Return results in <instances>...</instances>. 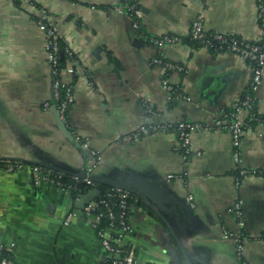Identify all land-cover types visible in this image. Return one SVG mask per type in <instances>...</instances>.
<instances>
[{
	"label": "crops",
	"instance_id": "1",
	"mask_svg": "<svg viewBox=\"0 0 264 264\" xmlns=\"http://www.w3.org/2000/svg\"><path fill=\"white\" fill-rule=\"evenodd\" d=\"M14 1L0 0V161L24 166L12 173L0 166V244L13 264H106L78 200L48 184L35 187L29 174L35 164L69 173L91 166V174L111 186L99 185L129 189L136 202L123 240L138 264H185L183 253L189 264H264V177L246 176L235 185L233 175L235 151L239 169L264 172V128L245 129L236 147L228 132L200 129L191 135L186 166L175 133L131 138L147 107L151 123L181 119L210 128L245 93L253 65L238 55L183 42L159 52L150 39L164 34L181 39L201 16L207 33L257 42L255 2L141 0L135 31L126 12L117 10V0ZM40 9L75 55L68 127L52 101L44 36L35 24ZM96 47H101L98 58ZM157 53L184 68L167 78L188 101L168 99L161 83L165 72L149 65ZM250 92L255 111L264 115V89ZM75 137L97 153L96 163ZM170 174L175 178L167 181ZM237 202L242 226L232 212ZM222 231L242 235L239 256Z\"/></svg>",
	"mask_w": 264,
	"mask_h": 264
},
{
	"label": "built area",
	"instance_id": "2",
	"mask_svg": "<svg viewBox=\"0 0 264 264\" xmlns=\"http://www.w3.org/2000/svg\"><path fill=\"white\" fill-rule=\"evenodd\" d=\"M119 1V0H117ZM255 2L257 17L259 21V41H249L237 37L235 35L223 34V33H207L204 31L201 25V16L194 18L190 24L188 34L192 40L200 41L205 50H211L214 53L225 52L238 55L244 61L253 65V75L249 85L250 89L261 87L264 89V0H253ZM117 10L124 11L120 7H116ZM129 9L134 10L133 6ZM127 14V12H126ZM46 12L43 9L38 11L35 24L39 31L44 36L43 51L45 60L50 68V75L52 78V91L53 100L57 104V113L60 121L68 127L66 123V111L73 96V86L71 79L75 75V55L64 43V47L61 48V42H63L58 34V30L55 24L47 20ZM128 15V14H127ZM136 21H132L133 30H138L139 23L142 18V11L140 9L134 10ZM129 16V15H128ZM210 36L211 38H207ZM150 42L156 47L157 51H161L166 45L181 43L179 37L164 34L155 38H151ZM63 54V58L66 56L68 61L66 67L59 71L58 62L60 61V54ZM149 65L161 69L165 73H184V68L179 65L161 58L159 53L153 55L150 58ZM66 77L68 80H66ZM163 89L167 92L169 100H186L179 88L169 83L167 77L161 79ZM254 105V101L250 96H245L243 99L241 96L237 97L232 105L230 113H221V117L215 122L214 126L208 128L203 125L194 122H188L185 120L177 119L167 123H151L152 111L149 107L146 109L145 117L142 122L134 129L131 134V138L134 141H138L143 136L158 132V131H171L176 134L177 146L176 150L179 152L183 165L189 162L192 149H191V135L200 129L209 130L217 129L223 130L230 134L233 146L236 147L240 140L241 135L245 131L243 113L249 112ZM258 127L264 128V123L259 124ZM75 140L81 144V147L87 151L88 155L92 158L93 162L99 160L97 153L90 149L87 143L81 141L79 137H75ZM233 162L237 173L235 176V185H238L239 181L252 175H260L264 177V172H257L250 169H239L237 164L239 163V154L235 151L233 153ZM24 168L21 163L13 162L6 163L4 171L8 173L17 172ZM91 166L85 167L87 175L91 174ZM29 174L32 177V181L35 187H39L43 184L51 185L52 187L66 190L62 187L60 182V173H54L46 171L38 166H31ZM175 178V175H167V181H171ZM75 181H82L85 185L91 188L95 187V184L88 179L80 180L73 178ZM67 191V190H66ZM115 200L108 198L94 200L88 203L82 210L85 217L90 220V226L94 230L97 238L99 239L100 246L106 256V264H138L134 258V254L131 249L125 246L123 237L127 235L131 226L129 224L131 207L127 204V199H131V194L120 189L115 190ZM192 198L188 196L186 202L191 204ZM232 212L238 219V225H243L242 211L240 202L234 204ZM106 220V225L100 226L101 220ZM67 223L65 222V225ZM221 237L223 239H230L235 244L236 253L239 256L242 251L243 237L240 234L231 233L228 231H222ZM264 240V234L260 237ZM3 246L0 244V264H13L9 256H3Z\"/></svg>",
	"mask_w": 264,
	"mask_h": 264
},
{
	"label": "trees",
	"instance_id": "3",
	"mask_svg": "<svg viewBox=\"0 0 264 264\" xmlns=\"http://www.w3.org/2000/svg\"><path fill=\"white\" fill-rule=\"evenodd\" d=\"M15 4L17 5L18 2L17 0L14 1ZM141 0H119L117 1V4L115 5L116 7H120L123 10H125L127 12V14L129 15V17L131 18L132 21H136L135 15H134V10L135 9H140L141 10V5H140ZM133 6L134 10L129 9V7ZM207 38H211L210 36H208ZM181 42H183L184 44H187L188 46H190L193 49H199L202 48L203 44L200 41H196V40H192L190 38L189 35L185 36V37H181ZM61 48L64 47V43L61 42ZM211 53H213V51L209 50ZM67 57L65 56L63 58V60H60L58 62V69L59 71L63 70L66 67L67 64ZM169 75V73H165L163 77H167ZM251 96V92H250V88L246 89L245 93L243 95H241V98L243 99V97L245 96ZM171 103H175L176 100H171ZM231 108L225 109L224 112L225 113H230ZM264 123V115H260L255 111V106L253 105V108L246 113V116L244 118V124H245V129H255L256 127H258L259 124H263ZM13 163L11 161H0V166L1 167H5L6 163ZM237 172H233V175H235ZM62 187L65 188L71 198L72 202H75L79 199V197L83 194H85L89 189H91L90 186L85 185L82 181H75L72 177L67 176V175H61V180H60ZM131 194V193H130ZM132 195V194H131ZM108 198L110 200H115L116 196L114 195H109V194H102L98 199H105ZM135 198L132 195L131 199H127V204L129 207L134 206L135 204ZM106 225V220L102 219L100 226H104ZM3 256H6L5 252L2 253Z\"/></svg>",
	"mask_w": 264,
	"mask_h": 264
},
{
	"label": "water",
	"instance_id": "4",
	"mask_svg": "<svg viewBox=\"0 0 264 264\" xmlns=\"http://www.w3.org/2000/svg\"><path fill=\"white\" fill-rule=\"evenodd\" d=\"M133 45L135 47H139L140 46V44H139V42L137 40H133ZM100 52H101V47H96L93 50V55L97 57V54H99ZM60 60H63V54L62 53L60 54ZM52 101H53V99H52ZM35 165L36 166H42L43 168H48V169H50L52 171L61 173L63 175L70 176L72 178H78L80 180L88 179L92 183L97 184V185H95V187L89 189L85 194L81 195L79 197L78 201L76 202L77 209L81 210V211L83 210V208L88 203L96 200L102 194L114 195V194H116L115 190H117V189H120V190L126 191V192H131L129 189L122 188V187H117L115 185H112L111 189H107L106 187H104L102 185H99L100 183L108 185L105 181H103V179L97 178L93 174L87 175L85 170H82L79 173H69L67 171H62L60 169H57V168H55L53 166H46V165H39V164H35ZM108 186H111V185H108ZM183 259L185 261V264H189V261L187 259V256L185 255V253H183Z\"/></svg>",
	"mask_w": 264,
	"mask_h": 264
}]
</instances>
